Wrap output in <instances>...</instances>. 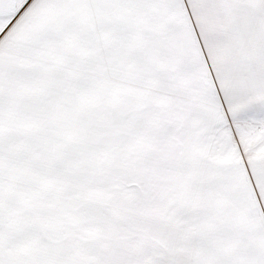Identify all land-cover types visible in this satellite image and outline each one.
I'll return each instance as SVG.
<instances>
[{
    "label": "snow or ice",
    "instance_id": "6c2138e0",
    "mask_svg": "<svg viewBox=\"0 0 264 264\" xmlns=\"http://www.w3.org/2000/svg\"><path fill=\"white\" fill-rule=\"evenodd\" d=\"M0 264H264V0H0Z\"/></svg>",
    "mask_w": 264,
    "mask_h": 264
}]
</instances>
